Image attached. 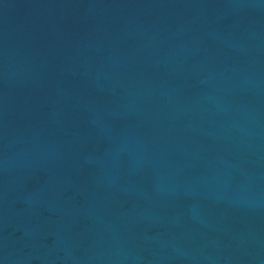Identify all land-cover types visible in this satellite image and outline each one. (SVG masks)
Returning a JSON list of instances; mask_svg holds the SVG:
<instances>
[{"label":"water","instance_id":"1","mask_svg":"<svg viewBox=\"0 0 264 264\" xmlns=\"http://www.w3.org/2000/svg\"><path fill=\"white\" fill-rule=\"evenodd\" d=\"M0 264H264V0H0Z\"/></svg>","mask_w":264,"mask_h":264}]
</instances>
